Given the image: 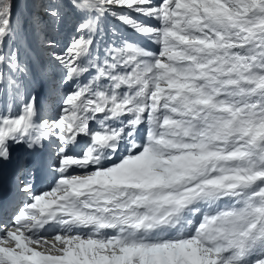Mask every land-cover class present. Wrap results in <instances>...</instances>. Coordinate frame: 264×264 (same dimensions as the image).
<instances>
[{"label": "snow or ice", "instance_id": "6c2138e0", "mask_svg": "<svg viewBox=\"0 0 264 264\" xmlns=\"http://www.w3.org/2000/svg\"><path fill=\"white\" fill-rule=\"evenodd\" d=\"M17 2L0 0V264H264V0H48L75 24L59 47L32 18L36 75ZM19 149H54L47 189Z\"/></svg>", "mask_w": 264, "mask_h": 264}, {"label": "rangeland", "instance_id": "374dc122", "mask_svg": "<svg viewBox=\"0 0 264 264\" xmlns=\"http://www.w3.org/2000/svg\"><path fill=\"white\" fill-rule=\"evenodd\" d=\"M154 2H158V0H154ZM47 3L48 0H18L15 9V12L18 15H22L24 18L25 23L23 36L25 37L26 44L29 47V49H26L21 44L20 54L22 59L25 62L29 63L32 67L33 75H36L40 71L42 65H47L48 61L46 51L43 50L37 42V35L39 33L33 29V26L31 24L32 18L34 16L42 18L43 23L41 25V28L48 36L58 41L59 47H63L64 44L68 42L75 24L74 18L69 15L65 17L63 23L59 24L58 26L53 25L48 17L44 15L45 6L47 5ZM137 18L144 20L145 23L155 24V21L147 20L144 17ZM106 25L108 28H119L120 32L128 39L136 41L151 50H156V46L154 44L149 43L143 37L137 36L131 30L126 29L124 26L120 25L119 22L109 20L106 22ZM22 49L26 50L23 51ZM48 72L50 74L49 78L51 81L54 82L59 79L60 72L58 69L50 67L48 69ZM42 103H44L46 108H48V106L50 105L45 99L42 100Z\"/></svg>", "mask_w": 264, "mask_h": 264}, {"label": "bare ground", "instance_id": "6f19581e", "mask_svg": "<svg viewBox=\"0 0 264 264\" xmlns=\"http://www.w3.org/2000/svg\"><path fill=\"white\" fill-rule=\"evenodd\" d=\"M23 51H25L26 49H22ZM38 96V101L42 102V100L44 99L45 95H46V89H42L40 90L38 93H36ZM5 102L3 100H0V106H2ZM50 107V105L48 106ZM18 155L20 156L21 154H25L27 153L26 151H24L23 149H19L17 150Z\"/></svg>", "mask_w": 264, "mask_h": 264}, {"label": "trees", "instance_id": "16d2710c", "mask_svg": "<svg viewBox=\"0 0 264 264\" xmlns=\"http://www.w3.org/2000/svg\"><path fill=\"white\" fill-rule=\"evenodd\" d=\"M22 45L25 47V48H29L28 45L24 42H22Z\"/></svg>", "mask_w": 264, "mask_h": 264}]
</instances>
